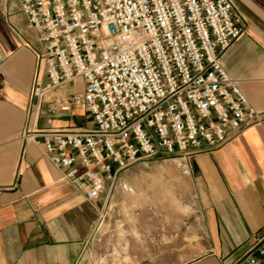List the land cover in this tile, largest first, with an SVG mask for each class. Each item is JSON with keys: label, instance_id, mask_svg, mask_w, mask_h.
I'll return each instance as SVG.
<instances>
[{"label": "built area", "instance_id": "1", "mask_svg": "<svg viewBox=\"0 0 264 264\" xmlns=\"http://www.w3.org/2000/svg\"><path fill=\"white\" fill-rule=\"evenodd\" d=\"M34 34L46 84L36 82L22 139L42 149L61 178L95 203L110 198L122 172L143 160H183L218 148L261 124L223 69L221 54L245 31L230 0H17ZM80 78L81 94L49 110L79 105L84 131L36 130L43 96ZM103 215H99L101 221ZM264 261V230L245 253Z\"/></svg>", "mask_w": 264, "mask_h": 264}, {"label": "crops", "instance_id": "2", "mask_svg": "<svg viewBox=\"0 0 264 264\" xmlns=\"http://www.w3.org/2000/svg\"><path fill=\"white\" fill-rule=\"evenodd\" d=\"M230 2L245 31L220 62L261 124L242 128L221 147L201 146L177 159L192 183L190 217L153 218L149 209L142 234L108 236L98 231L116 188L110 198L105 187L99 200L87 202L41 148L22 139L35 104L32 89L47 79L17 0H0V264H247L249 243L264 230V0ZM82 90L76 78L47 92L34 129H92L90 114L79 105L49 110L55 98ZM93 230L94 254L87 250Z\"/></svg>", "mask_w": 264, "mask_h": 264}, {"label": "rangeland", "instance_id": "3", "mask_svg": "<svg viewBox=\"0 0 264 264\" xmlns=\"http://www.w3.org/2000/svg\"><path fill=\"white\" fill-rule=\"evenodd\" d=\"M176 160L172 157L143 160L122 172L113 187L118 194L112 196L98 235L142 234V219L149 209L155 214L153 218H160V213L168 214L169 218L190 217L192 183L184 164ZM95 235L93 230L88 253L94 254L96 250Z\"/></svg>", "mask_w": 264, "mask_h": 264}]
</instances>
